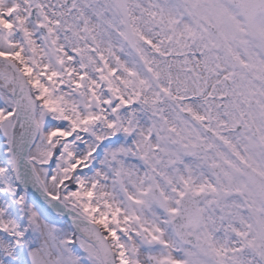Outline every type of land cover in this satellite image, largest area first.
<instances>
[{"label": "snow or ice", "instance_id": "obj_1", "mask_svg": "<svg viewBox=\"0 0 264 264\" xmlns=\"http://www.w3.org/2000/svg\"><path fill=\"white\" fill-rule=\"evenodd\" d=\"M0 264H264V0H0Z\"/></svg>", "mask_w": 264, "mask_h": 264}]
</instances>
